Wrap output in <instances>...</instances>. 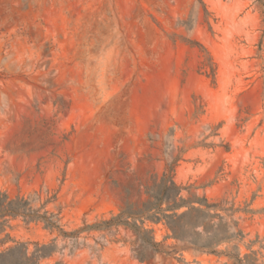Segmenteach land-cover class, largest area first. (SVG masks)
<instances>
[{
	"label": "rangeland",
	"instance_id": "rangeland-1",
	"mask_svg": "<svg viewBox=\"0 0 264 264\" xmlns=\"http://www.w3.org/2000/svg\"><path fill=\"white\" fill-rule=\"evenodd\" d=\"M171 166L264 264V0H0V264H234L102 225Z\"/></svg>",
	"mask_w": 264,
	"mask_h": 264
},
{
	"label": "trees",
	"instance_id": "trees-1",
	"mask_svg": "<svg viewBox=\"0 0 264 264\" xmlns=\"http://www.w3.org/2000/svg\"><path fill=\"white\" fill-rule=\"evenodd\" d=\"M191 45L204 54L206 63L204 68L210 69L213 78V64L208 53L198 43ZM173 166L160 178L152 177L151 184L144 187L145 200L137 210L128 205L117 217L103 222L102 225L122 226L132 232L138 241L152 243L153 237L149 238L148 235L152 236L153 231L144 230V226L146 222L153 225L161 224L169 233L167 238L185 245L189 250L225 257L234 264H256L257 254L251 249L258 238L245 246L250 255L241 257L239 247L244 245L246 236L239 227V220L235 219L238 214H252V211L235 207L226 200L210 202L204 197L197 198L189 194L190 197L184 198L182 193L187 190L175 183ZM46 216V212L41 216L33 212L29 202L23 198L10 200L5 194L0 193V222L6 217H21L51 228L53 223ZM3 224L4 221L0 223V227H3ZM223 246L225 249L218 251Z\"/></svg>",
	"mask_w": 264,
	"mask_h": 264
}]
</instances>
